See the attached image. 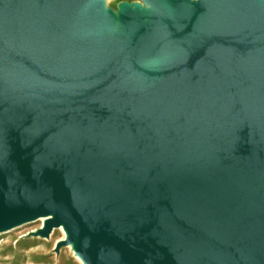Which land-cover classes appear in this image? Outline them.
Listing matches in <instances>:
<instances>
[{
	"label": "water",
	"instance_id": "obj_1",
	"mask_svg": "<svg viewBox=\"0 0 264 264\" xmlns=\"http://www.w3.org/2000/svg\"><path fill=\"white\" fill-rule=\"evenodd\" d=\"M83 264H264V0H0V233Z\"/></svg>",
	"mask_w": 264,
	"mask_h": 264
},
{
	"label": "rangeland",
	"instance_id": "obj_2",
	"mask_svg": "<svg viewBox=\"0 0 264 264\" xmlns=\"http://www.w3.org/2000/svg\"><path fill=\"white\" fill-rule=\"evenodd\" d=\"M120 2H141V0H107L114 9ZM43 224L36 220L0 233V264H83L71 245L56 251V244L65 239L59 228L53 229L48 238L34 235Z\"/></svg>",
	"mask_w": 264,
	"mask_h": 264
},
{
	"label": "bare ground",
	"instance_id": "obj_3",
	"mask_svg": "<svg viewBox=\"0 0 264 264\" xmlns=\"http://www.w3.org/2000/svg\"><path fill=\"white\" fill-rule=\"evenodd\" d=\"M41 222H42V224L44 223V220H45V218H40L39 219ZM58 230H61L63 233H64V229H63V227H61V228H59Z\"/></svg>",
	"mask_w": 264,
	"mask_h": 264
}]
</instances>
